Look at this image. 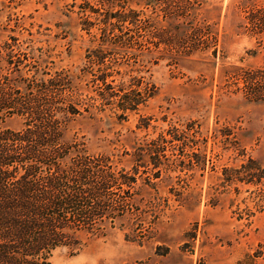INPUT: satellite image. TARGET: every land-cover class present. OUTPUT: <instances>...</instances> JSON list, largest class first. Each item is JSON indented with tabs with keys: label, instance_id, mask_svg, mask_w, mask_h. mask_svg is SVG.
Here are the masks:
<instances>
[{
	"label": "rangeland",
	"instance_id": "1",
	"mask_svg": "<svg viewBox=\"0 0 264 264\" xmlns=\"http://www.w3.org/2000/svg\"><path fill=\"white\" fill-rule=\"evenodd\" d=\"M263 8L264 0H0V44L15 37L31 57L24 63L78 78L81 115L65 138L136 180L109 192L122 226L79 251L55 250L50 264H264V99L244 84L264 69V30L247 21ZM129 14L136 27L106 26ZM104 73L108 92L152 97L123 116L118 97L102 99ZM23 124L14 116L0 127ZM158 145L165 150L151 161ZM152 162L161 163L158 178Z\"/></svg>",
	"mask_w": 264,
	"mask_h": 264
},
{
	"label": "trees",
	"instance_id": "2",
	"mask_svg": "<svg viewBox=\"0 0 264 264\" xmlns=\"http://www.w3.org/2000/svg\"><path fill=\"white\" fill-rule=\"evenodd\" d=\"M112 18L115 22L106 24L110 30L122 33L124 24L137 26L134 14ZM247 21L260 34L264 8L249 14ZM26 58L31 59L15 37L0 44V123L14 116L24 121L19 131L0 127V264H50L59 248L79 251L88 241L105 237L126 220L122 204L110 200L109 192L130 190L136 181L116 171L107 159L94 163L83 143L65 138L70 123L81 115L78 78L44 73L39 65L24 63ZM109 76L104 73L97 79L104 87L102 99L111 102L118 97L116 106L123 116L152 97L146 89L142 96L134 91L110 93ZM244 84L252 87L249 96L264 99L259 92L264 69ZM156 149L147 154L151 161L165 150L159 145ZM151 164L158 178L161 163Z\"/></svg>",
	"mask_w": 264,
	"mask_h": 264
}]
</instances>
